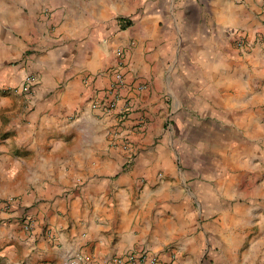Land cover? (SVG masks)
I'll return each mask as SVG.
<instances>
[{
	"label": "crops",
	"instance_id": "obj_1",
	"mask_svg": "<svg viewBox=\"0 0 264 264\" xmlns=\"http://www.w3.org/2000/svg\"><path fill=\"white\" fill-rule=\"evenodd\" d=\"M45 10L52 16L50 23L44 18ZM135 12L137 20L121 28L117 17ZM30 20L42 22L41 33L30 35ZM228 26L264 28V0H0V44L9 45L14 30L19 31L15 38L20 41L24 40L20 35L35 39L41 50L35 66L42 81L46 84L56 77L68 81L53 103L41 99L49 88L38 94V102H46L52 111L36 114L33 117H39L40 123L26 127L35 132L32 137L37 146L31 170L63 189H70L68 177L89 173L84 186L71 188L73 193L40 204L38 226L30 238L17 222L21 212L6 214L10 222L0 225L3 255L16 261L27 257L28 264L43 260L59 264L65 255L83 248L100 261L133 248L141 238L156 248L179 239L186 255L182 264H196L193 253L199 248L200 234L188 197L169 181L155 190L146 187L139 196L138 177L142 167L149 169L168 154L162 143L169 139L175 148L171 134L158 139L157 151L143 150L168 112L181 117L182 124L195 127L206 123L220 106L235 121L236 113L249 111L256 101L255 97L245 100L252 93L244 88L255 67L247 59L241 67V61L231 56L236 50L228 44ZM118 48L127 51L125 96L133 104L126 121L119 126L115 114L98 115L97 108L86 106V111L68 124L69 111L91 99L94 88L108 84V75L96 73L114 63ZM259 65L264 72V66ZM140 80L148 83L147 89L137 88ZM186 111L193 114L185 117L181 113ZM55 127L61 128L69 142L68 155H56L57 149L48 148L41 139L40 135ZM126 131L134 138L140 156L130 170L117 172L110 184L114 163L122 162L125 153L120 146L106 143L110 137L121 145L120 133ZM231 152L226 155L230 167L222 186L201 191V202L217 214V223L225 230L219 231L223 244L238 248L248 240L244 253L264 264V182L242 191L236 176L242 172L233 171L242 166L246 174L247 165L254 163L257 155ZM111 189L114 195L109 196ZM239 192H249L251 203L242 206L233 201ZM253 226L256 229L252 230Z\"/></svg>",
	"mask_w": 264,
	"mask_h": 264
},
{
	"label": "rangeland",
	"instance_id": "obj_2",
	"mask_svg": "<svg viewBox=\"0 0 264 264\" xmlns=\"http://www.w3.org/2000/svg\"><path fill=\"white\" fill-rule=\"evenodd\" d=\"M49 13L48 10L43 11L47 23H50L49 20L52 18ZM137 17H139L138 12H135L118 16L117 19L121 28H126L132 25ZM41 23L40 20H34L33 22L30 20L29 33L31 36L41 30L39 27V25H43ZM226 28L230 29L226 36L230 49L236 50L234 53L231 52V56L237 57L241 61V67L244 66L245 59L250 60L255 67V70L252 68L251 78L245 82L244 88L252 93L245 100H254L255 97L256 101L251 104L249 111L236 113L237 119L235 121H232L233 116L229 117L231 114L223 112L224 107L220 106V111L209 115L206 123H197L195 127L192 124H182V121L179 120L181 117L176 118L175 112H168L169 115L161 120L160 128L155 129L154 139L143 144V150L153 148L157 151V144L160 143L158 139L171 134H173L175 140V148L171 147L168 139L166 143H162L164 147L169 149L168 154L161 161L156 162L154 166L150 165L149 169L147 165L142 167L143 173L138 177V194L140 196L146 187L155 190L169 182L171 185L179 186L181 194L187 196L191 202L194 209L195 228L200 234L199 248L197 253H193L196 264H259L255 259L244 253L248 240L242 242L241 246H237L238 248L230 247L227 243L223 244V241H220L219 235L221 234H219V231L225 233V230L217 223V214L210 211L201 202L203 196L201 191L218 188V186H222L223 180L226 179L230 167L226 155L230 151H232L231 153L234 152V155H257V160L251 165H247V167H250L246 174H243L244 167L242 166L238 167L239 169L231 167L234 168L233 171L236 173L242 172V174L236 175L239 178V185L237 186H240L239 188L242 191L255 189L257 185L264 182V96H259L264 95V72H260L259 65L261 63L264 66V28L256 30L242 26H228ZM14 31L15 36H18L19 31ZM15 36L11 37L12 42L9 45L0 44V225L10 222L6 216L8 213L21 212L20 207L30 210L35 220L34 227L30 230L25 228L23 217L21 215L17 216V222L21 230H24L27 234L28 237L26 236V238H30L33 236L36 226H38L37 213L40 204L51 200L50 198L53 196L73 193L75 189L71 188L84 186L89 180V173L74 179L68 177L69 182L67 185L70 189H63L58 188L57 182H53L52 179L37 176L31 170L30 166L36 158L35 149L37 146L32 137L35 132L33 133V129L27 130L26 127H32L40 123L39 117L38 119L33 117L36 114L40 116L44 112L52 111L50 108L47 109L46 102H38V94L41 95L46 87L49 88L47 95L41 99H50L53 103L61 90L67 86L68 81L56 77V79H51L45 84L42 81L41 72L35 66L36 56L41 51L38 41L32 38L27 39L23 35H20V37L24 40L20 41ZM239 36L245 41L243 47L238 45L237 37ZM1 40L0 37V42H2ZM121 53L127 56V51L124 48L116 49L114 63L105 68L106 70H100L96 74L102 72L103 75H108V71L115 66ZM28 74L33 75L36 79L31 88H26L23 85L24 78ZM85 81L88 82L89 79L85 77ZM84 101L79 102L66 115L68 124L76 119L78 115L84 113L86 106L94 108L90 102V97L86 100L87 102ZM96 112H98V115H111L102 113L99 110ZM181 114L187 117L193 113L186 111ZM243 116L247 117V120H243ZM116 119L119 126L126 121H119L117 116ZM60 130L61 128L55 127L46 130L45 134L40 136H43L41 139L46 141L45 145L49 146L48 148L57 149L56 155H68V149L66 148L69 142ZM23 131H27V133L23 135ZM110 132L109 130V135H111ZM126 137L130 140V148L123 147V141ZM119 138L121 139V145L114 144V140L112 141L110 137L106 143L108 146H120V150L125 153L122 162L118 160L114 163V172L110 177L112 180L110 184H113V180L117 178V172L130 170L136 157L140 156L130 132L120 133ZM62 142L63 144H61ZM143 156L147 157V155ZM142 165H144V162H142ZM209 168H211V171L207 172ZM108 195H114L112 189ZM249 195V192H239L233 197V201L246 206L251 203ZM10 199L18 200L20 202L19 208L10 211L4 209V204ZM198 204H200V208ZM251 229L254 230L256 227L253 226ZM145 234H147V231ZM141 246H147L166 258L171 257L175 259L177 264H182V261L186 259L185 251H183L179 239L163 248H156L147 239L141 238L133 248ZM76 253H83L88 258L96 259L93 252L82 248L65 255L59 264L66 257ZM121 254H114L110 258L114 259ZM28 262L27 257L23 256L19 257L18 261L13 260V258L3 255L0 248V264H28ZM34 264H56V262L54 260H43ZM83 264L89 263L85 262Z\"/></svg>",
	"mask_w": 264,
	"mask_h": 264
},
{
	"label": "built area",
	"instance_id": "obj_3",
	"mask_svg": "<svg viewBox=\"0 0 264 264\" xmlns=\"http://www.w3.org/2000/svg\"><path fill=\"white\" fill-rule=\"evenodd\" d=\"M237 40L239 46H245V41L242 37H237ZM127 67L128 61L121 53L115 66L108 71V84L100 88H94L90 101L94 108H97L105 114H115L119 118V121L122 122L127 119L133 109L131 99L125 96L128 88ZM35 81V77L28 74L24 78L23 85L26 88H31ZM137 88L139 90H145L148 88V83L140 80L137 83ZM123 147H131L128 137L124 139ZM19 205L20 202L18 200L15 201L10 199L6 202V204H4L3 208L10 211L15 208H19ZM19 210H21L20 215L23 217L25 228L28 230L32 229L34 227L35 220L31 211L25 210L22 207H20ZM85 262H88L89 264H177L175 259H172L171 257L166 258L164 255L152 251L147 246L129 249L114 259L106 257L103 261L100 260V262L99 260L88 258L83 253H76L66 257L61 264H83Z\"/></svg>",
	"mask_w": 264,
	"mask_h": 264
}]
</instances>
